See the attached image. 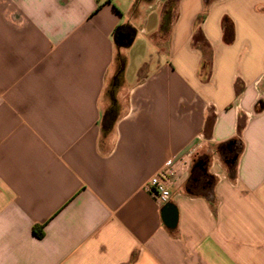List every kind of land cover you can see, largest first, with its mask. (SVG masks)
Instances as JSON below:
<instances>
[{
	"label": "crops",
	"instance_id": "obj_1",
	"mask_svg": "<svg viewBox=\"0 0 264 264\" xmlns=\"http://www.w3.org/2000/svg\"><path fill=\"white\" fill-rule=\"evenodd\" d=\"M0 264H264V0H0Z\"/></svg>",
	"mask_w": 264,
	"mask_h": 264
},
{
	"label": "trees",
	"instance_id": "obj_2",
	"mask_svg": "<svg viewBox=\"0 0 264 264\" xmlns=\"http://www.w3.org/2000/svg\"><path fill=\"white\" fill-rule=\"evenodd\" d=\"M212 0H206L207 3H210ZM118 64H119V71L122 72V66H123V60L122 59H118ZM117 73V75L115 76L112 86L110 87L111 89L115 87V85H118V83L121 81V73ZM116 106V105H114ZM114 106L110 107L106 113L104 114L103 117V133L107 134L110 132V130L112 129L113 125L115 124V122L117 121L118 118V111H116V108H114ZM235 142H230L227 144H224L221 146L220 148V152L221 154L224 156V160L227 164H233V160L234 159H229L226 155V150H231L232 145ZM232 151V150H231ZM206 158H198L194 164V169L192 171V175H191V179H190V183H189V187L190 189H192L193 187L196 186V183H198L199 179H201L200 183H204L206 181L205 178L209 177L206 175ZM212 180L208 179V181H206V184H209V182H211ZM34 235L41 239L44 237V232H43V228L37 227L34 228Z\"/></svg>",
	"mask_w": 264,
	"mask_h": 264
},
{
	"label": "built area",
	"instance_id": "obj_3",
	"mask_svg": "<svg viewBox=\"0 0 264 264\" xmlns=\"http://www.w3.org/2000/svg\"><path fill=\"white\" fill-rule=\"evenodd\" d=\"M189 167L185 159L177 160L176 164L170 161L165 168L150 179L146 188L158 205L165 206L170 203L176 181L184 172L189 171Z\"/></svg>",
	"mask_w": 264,
	"mask_h": 264
},
{
	"label": "rangeland",
	"instance_id": "obj_4",
	"mask_svg": "<svg viewBox=\"0 0 264 264\" xmlns=\"http://www.w3.org/2000/svg\"><path fill=\"white\" fill-rule=\"evenodd\" d=\"M120 87V82L118 83V85H115L114 88H108L107 90V93H106V99L108 100V105H107V110L114 106V108H116V111H118V114L120 113V105H119V100H118V93H117V90L119 89ZM232 150V151H231ZM231 150H226V155L229 159H234L238 153V151L240 150V144L238 142H235L233 145H232V148ZM221 156L223 157V160H224V156L221 154ZM207 165V164H206ZM206 181H208V177L205 178ZM206 181L204 183H199L197 184L198 188H192L193 190H195L196 193H200L202 192V188H203V185L206 184Z\"/></svg>",
	"mask_w": 264,
	"mask_h": 264
},
{
	"label": "water",
	"instance_id": "obj_5",
	"mask_svg": "<svg viewBox=\"0 0 264 264\" xmlns=\"http://www.w3.org/2000/svg\"><path fill=\"white\" fill-rule=\"evenodd\" d=\"M127 40V37H124L123 35H122V37H120V41L122 42V41H126ZM131 42L132 41H129V44H131Z\"/></svg>",
	"mask_w": 264,
	"mask_h": 264
},
{
	"label": "flooded vegetation",
	"instance_id": "obj_6",
	"mask_svg": "<svg viewBox=\"0 0 264 264\" xmlns=\"http://www.w3.org/2000/svg\"><path fill=\"white\" fill-rule=\"evenodd\" d=\"M200 182H201V179H199V181H198V183H196V185L199 184Z\"/></svg>",
	"mask_w": 264,
	"mask_h": 264
}]
</instances>
